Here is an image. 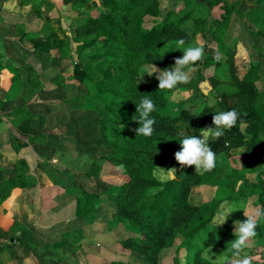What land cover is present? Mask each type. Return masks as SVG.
<instances>
[{
    "label": "trees",
    "instance_id": "obj_1",
    "mask_svg": "<svg viewBox=\"0 0 264 264\" xmlns=\"http://www.w3.org/2000/svg\"><path fill=\"white\" fill-rule=\"evenodd\" d=\"M45 0H32L41 5ZM64 6L78 15L72 30L66 33L57 21L43 26L48 48L58 54L62 62H69V78L79 84L77 94L72 99L73 108L78 111L91 109L99 119V133L104 144L100 158L125 169L127 181L121 185L108 186L96 193H79L76 198L75 214L79 220L91 225L96 219V210L104 201L112 204L113 213L110 227L121 225L129 235L119 243L124 249L145 258L150 264H165L161 255L174 249L172 264H181L178 254L189 247L196 237L209 229L202 246L186 259L185 264H212L202 256L210 247L229 251V243L235 238L232 225L245 219L242 211L231 213L225 223L213 226L221 205L227 197L216 198L204 204L190 202L195 187H208L216 183L213 169L203 173L194 167H182L174 160L179 151L181 133L200 135V130L189 124L198 117L197 101L185 104L181 114L186 128L178 127L172 118L163 113L168 98L174 92L158 89L156 74L149 81L140 82V71L153 65L159 70L171 68L174 60L183 55L174 43L185 40V47L195 44L201 35L205 41L204 62L211 61L214 75L208 78L212 90L226 87L220 92V111L236 110V126L226 130L216 140H209V146L217 158L230 150H239L243 172H259L256 183H249L252 195H258L259 207H264V91L258 83L263 65L251 62L241 76L235 66L236 47L228 46L223 40L230 13L226 2L220 20H215L209 28L204 17L194 12L196 5H206L209 9L220 0H178L184 6L177 13H168L161 24L147 28L146 19H157L161 14V0H61ZM29 0H23L28 4ZM254 5L264 16V0H254ZM93 13V14H92ZM41 17L39 9L34 12ZM261 34V33H260ZM35 39L38 34L27 35ZM216 43L222 54L217 61L207 54L209 44ZM171 45V46H170ZM0 60V72L3 70ZM12 73V84L4 102H13L24 90L23 97L36 86L35 73L28 84L23 85L18 73ZM33 73V70L31 71ZM197 76V78H196ZM206 79L198 69L190 78L194 91ZM153 100L156 110L151 113L155 120L151 137L136 136V105L143 98ZM232 102V106L226 100ZM0 104H2L0 102ZM21 108H26L22 105ZM209 108V117L213 113ZM15 112V111H14ZM19 112V111H18ZM17 112V114H18ZM29 114L22 115L25 120ZM191 126V127H190ZM24 170V162L19 163ZM158 166L165 169L176 168V178L160 182L155 177ZM23 167V168H22ZM0 182V201L7 198L11 189L24 188L22 175ZM21 177V178H20ZM257 236L251 243L264 244V221L258 224ZM179 245L176 246L177 240ZM66 243H61L65 246ZM107 264H130L114 261ZM230 264V263H228Z\"/></svg>",
    "mask_w": 264,
    "mask_h": 264
},
{
    "label": "rangeland",
    "instance_id": "obj_2",
    "mask_svg": "<svg viewBox=\"0 0 264 264\" xmlns=\"http://www.w3.org/2000/svg\"><path fill=\"white\" fill-rule=\"evenodd\" d=\"M29 1L24 4L27 6L23 9L24 16L12 24L14 33L7 35L13 39L0 38V60L2 65L5 63L11 78V72L18 73L25 85L35 73L37 84L31 86L33 91L25 97L22 96L24 90L20 89V95L13 102H4L11 85L5 94L0 88V99H4L0 101V182L16 178L20 173L25 182L24 188L11 189L7 198L0 201V264H107L114 261L150 264L119 243L129 233L121 225L110 227L112 204L104 201L96 210V219L91 225L76 217L79 193H96L108 186L121 185L127 181V175L123 167L100 158L105 148L99 133V119L91 109L78 111L73 108L71 101L79 84L69 78V62L60 61L57 52L47 49L44 24L58 20L69 33L78 15L61 0H45L40 6ZM224 1L230 17L223 40L229 47H236L237 74L245 73L251 62L262 63L258 88L264 91L263 13L255 7L254 0ZM224 1L220 0L211 9L204 4L196 5L194 12L207 19L209 28H213L214 21L220 20L224 13ZM183 6L178 0H161L159 18H147L145 26L161 24L168 13H177ZM37 9L41 13L39 19L34 14ZM31 30L36 32H28ZM30 34H38V37L28 39ZM197 37L204 46L201 35ZM216 49V43L209 44L206 57H214ZM204 57L205 54L196 62L191 78L200 69L206 80L196 91L188 87L194 81L177 85L163 110L178 127H189L180 112L185 104L194 100L199 114L194 123H189L192 128L201 130L211 126L212 116L220 111L216 106L219 93L227 89L221 86L219 92L212 90L208 78L214 75V67L210 65L211 61L204 62ZM151 72L150 66L143 67L138 80L149 81ZM226 101L232 106V102ZM22 105L26 108H21ZM209 108L214 110L210 117ZM25 114L30 118L25 120L22 116ZM21 160L25 164L24 170L18 164ZM158 168L168 169L158 166L155 170L156 179L166 182ZM214 170L216 183L193 188L192 204L227 197L225 202L228 205L243 201L259 207L258 195L251 196L249 184L257 182L259 172L242 171L239 150H230L219 156ZM226 208L227 205L220 207L219 213ZM215 220L213 226H217ZM234 226L236 224L231 226L233 232ZM208 230L210 228L202 231L189 247L180 250L181 264H185L186 259L202 246ZM180 241L177 240L176 246ZM61 243L66 245L61 246ZM245 254L253 258L252 264H264V244L250 242L240 258ZM174 255L172 249L160 259L165 264H172ZM202 256L211 263L216 260L217 264H228L233 259L230 251L217 247L204 250Z\"/></svg>",
    "mask_w": 264,
    "mask_h": 264
},
{
    "label": "clouds",
    "instance_id": "obj_3",
    "mask_svg": "<svg viewBox=\"0 0 264 264\" xmlns=\"http://www.w3.org/2000/svg\"><path fill=\"white\" fill-rule=\"evenodd\" d=\"M197 37L195 44L185 47V40L178 39L174 43L177 50L183 49V55L174 60L171 68L159 70L151 65L152 72L149 76L156 73L158 81V89L162 91H171L179 84H187L190 82L191 74L195 71L196 62L202 60L204 56V47ZM171 46V45H170ZM222 54L219 47L214 54V59L219 61ZM156 110V106L152 99L143 98L136 105V114H138L135 122L139 127L134 129L136 136L151 137L154 131L153 125L155 120L151 118V113ZM238 113L236 110L219 111L212 116L211 126L200 130V135H188L181 133L179 142V151L174 153V160L182 167H194L201 174L211 172L217 166V156L209 146V140H216L224 135L226 130L236 126ZM165 180L171 181L176 178V168L164 170L158 168ZM224 212L217 215L215 223L217 226L225 223L228 216L236 211H242L245 219L236 221L234 226L235 238L229 243V251L232 253L233 259L230 264H252L251 257L246 254L243 258L241 254L250 246L256 236V229L261 221H264V207H254L251 202H239L228 205ZM225 205L221 207L224 208ZM259 259V257H256ZM212 264H217L216 260H212Z\"/></svg>",
    "mask_w": 264,
    "mask_h": 264
},
{
    "label": "crops",
    "instance_id": "obj_4",
    "mask_svg": "<svg viewBox=\"0 0 264 264\" xmlns=\"http://www.w3.org/2000/svg\"><path fill=\"white\" fill-rule=\"evenodd\" d=\"M23 1L19 0H0V38L13 39V37L7 36L14 33L13 23L16 20H21L24 16L23 9L26 8ZM36 32V31H28ZM3 70L0 72V88H3V92H7L11 85V74L6 70L5 63L3 64ZM4 101V99H0Z\"/></svg>",
    "mask_w": 264,
    "mask_h": 264
}]
</instances>
